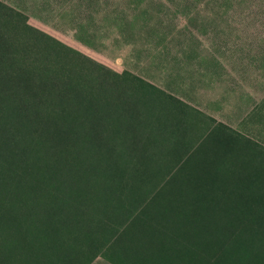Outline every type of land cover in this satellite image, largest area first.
Here are the masks:
<instances>
[{
    "label": "rangeland",
    "instance_id": "1",
    "mask_svg": "<svg viewBox=\"0 0 264 264\" xmlns=\"http://www.w3.org/2000/svg\"><path fill=\"white\" fill-rule=\"evenodd\" d=\"M0 264H264V0H0Z\"/></svg>",
    "mask_w": 264,
    "mask_h": 264
}]
</instances>
